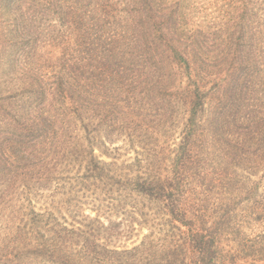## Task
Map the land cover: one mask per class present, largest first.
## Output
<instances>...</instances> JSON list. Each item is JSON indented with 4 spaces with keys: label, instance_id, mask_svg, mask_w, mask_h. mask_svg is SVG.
<instances>
[{
    "label": "trees",
    "instance_id": "16d2710c",
    "mask_svg": "<svg viewBox=\"0 0 264 264\" xmlns=\"http://www.w3.org/2000/svg\"><path fill=\"white\" fill-rule=\"evenodd\" d=\"M6 1L0 0L1 13ZM74 1L62 25L61 44L66 39L69 47L55 58L60 75L51 100L44 85L24 80L21 126L3 128L17 141L0 149V264H239L255 255L264 234L223 248L243 219L258 222L264 211L231 213L242 202L231 199L235 179L210 162L223 132L217 117L207 119L208 127L203 120L210 92L198 73L202 62L230 56L251 64L250 74L264 69L254 45L256 21L237 31L252 0L218 8L212 35L190 27L193 0H117L115 13L111 0ZM27 16L28 26L37 22L36 14ZM36 42L30 36L22 43L21 60L37 56L30 45ZM207 42L213 53L204 58ZM181 101L188 109L178 145L133 147L135 126L158 134L167 120L171 129ZM158 102L167 105L169 119L154 114L150 125L146 112ZM126 147L133 160L121 158ZM39 194L42 213L30 208ZM119 214L124 222L116 221ZM136 227L149 233L135 244L136 232L128 244Z\"/></svg>",
    "mask_w": 264,
    "mask_h": 264
},
{
    "label": "rangeland",
    "instance_id": "374dc122",
    "mask_svg": "<svg viewBox=\"0 0 264 264\" xmlns=\"http://www.w3.org/2000/svg\"><path fill=\"white\" fill-rule=\"evenodd\" d=\"M103 1L102 4L110 2L108 0ZM193 1L195 9L193 10L194 13L192 12L193 18L191 19L190 27H195L197 31H204L208 35L209 33L212 35V22L214 23V20L219 18L218 8L223 11L227 7L228 0ZM111 2V5H113L112 10H117L119 8L118 4L116 5L117 0H111ZM75 3L77 2L74 0H7L3 4L2 13L0 9V149L7 151L10 143L17 141L7 134L10 129V127H7V123L11 127L14 124L21 126V97L25 99L27 97L24 91L27 83L44 85L46 95L55 87L58 75H60L59 70H54L56 65L55 58L59 51H66V48L69 47L66 39H62L63 44H61V37L64 34L63 29H65L62 25L69 17L67 15L69 10L74 11L76 9ZM252 3L254 4L249 5L248 15L245 12L243 13L244 18L241 17L245 20L241 23L243 28L240 27L237 31L250 30V28L244 29V24L247 23V20L256 21L255 27L259 28L260 40L254 45L259 46V62L260 66L264 67V0H252ZM87 4L88 2L83 5L86 7ZM32 13L38 17L37 22L28 26V23H26L27 15ZM238 14L239 12H236L235 17L239 18ZM60 18L61 20H59ZM33 27H37L34 32ZM30 36L37 41L36 45L30 44L37 56H29L25 60H21V51H23L22 48L24 47L22 43L29 39ZM206 45L207 47L204 51L207 56H204V58L209 55L211 57L213 53L211 42H207ZM27 48L30 50V46H27ZM251 69V64L240 63L239 59H233L231 56L224 63L221 60L216 61V59L212 58L206 63L202 62L198 68L199 75L206 79L204 83L206 92H210L206 107L208 111L203 120L206 123L210 117H217L223 132V141L217 137L220 144L218 147L216 145V153L212 156L210 162L214 166H224L225 175L230 179H235L231 185L232 189L230 192L234 193L231 194V199H233L234 195L237 201L241 200L242 202L230 207L232 214V210L237 212L250 209L253 215L259 210L264 211V69L260 67L258 73L256 70L250 74ZM196 76L197 72L192 75L193 79ZM24 80L27 83L24 84ZM197 81L199 82V76ZM154 95L155 97L157 96V94ZM35 96L38 97L37 95ZM47 98V101H50L51 95H48ZM180 98L182 101L185 99L184 97ZM182 101L175 111L177 117L171 129H167L169 127L167 120L159 128L161 132L158 134L155 133L153 127L142 128V126H135L131 134L134 136V142H131L133 147H140L142 142H144L143 145H149L150 147L164 145L167 149V146L173 145L174 140L178 145L182 137L183 111L188 109ZM158 103L153 104L154 110L152 109L151 111L150 109L146 112L148 124H150V116L158 113L169 119L170 110L166 107L167 105L162 102ZM206 127H208L207 123ZM3 128L7 129V133ZM143 131H145L144 133H150L148 138L142 136ZM168 131H172V133L169 134ZM162 134L165 135L164 140L160 138ZM120 141L116 145L123 147L125 140L122 139ZM16 147L13 150L19 152L20 149ZM126 148L129 149L126 150ZM126 148L122 149L121 158L123 160H133L135 154L130 150L131 147ZM104 160L107 161L105 158ZM220 172L222 173V171ZM25 205H29L28 201L25 202ZM31 205L30 208L42 213L46 207L45 198L39 194L33 197ZM90 209L87 208L85 210L89 212ZM221 213L223 214L224 211L221 210ZM155 216L159 217V215ZM261 216L263 218L258 222L254 221L253 218L247 219V221L243 219L237 233L230 236L228 238L229 241L224 240L222 242V244L224 243L223 248L229 251L230 248L236 247L239 238L244 239V235L249 237L262 236L264 234V215L262 214ZM115 218L116 221L124 222V216L120 214ZM66 219L70 218L66 217ZM103 220L108 223L107 215L104 216ZM156 222L159 223V218L156 219ZM246 227H256V230L251 232L246 230ZM136 232L139 237L135 236L136 239L134 240L135 237L133 236ZM3 233L4 229L0 228V238L3 237ZM148 233V228L136 227L131 236L133 238L128 244L132 243V240H134L133 243L135 242V244L139 243L140 239ZM119 240L116 242L117 246L122 243V240ZM252 244L254 245L255 243L248 242L249 246ZM255 247L257 253L255 255L249 253L251 256L245 257L243 263L240 261L239 264H264V239H261Z\"/></svg>",
    "mask_w": 264,
    "mask_h": 264
}]
</instances>
